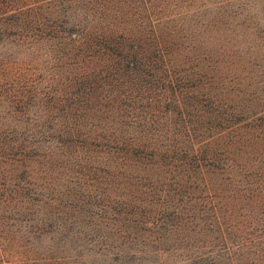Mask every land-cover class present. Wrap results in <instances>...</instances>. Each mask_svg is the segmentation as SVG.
<instances>
[{
	"label": "rangeland",
	"instance_id": "374dc122",
	"mask_svg": "<svg viewBox=\"0 0 264 264\" xmlns=\"http://www.w3.org/2000/svg\"><path fill=\"white\" fill-rule=\"evenodd\" d=\"M161 13L177 67L212 78L200 91L244 120L264 111V0H168ZM35 41L0 37V264H264V212L254 196L242 197L255 185L235 168L212 174L214 192L201 199L198 187L175 188L178 174L110 167L106 154L65 146L67 126L87 144L100 128L57 108L75 70L72 49ZM16 77L31 92L21 96ZM23 137L31 146L14 155L10 146Z\"/></svg>",
	"mask_w": 264,
	"mask_h": 264
},
{
	"label": "trees",
	"instance_id": "16d2710c",
	"mask_svg": "<svg viewBox=\"0 0 264 264\" xmlns=\"http://www.w3.org/2000/svg\"><path fill=\"white\" fill-rule=\"evenodd\" d=\"M67 1L0 0V37L53 39L72 49L68 64L75 70L65 77L67 94L57 108L63 118H92V126L100 129L87 144L83 131L67 126L66 136L60 137L63 144L106 154L105 164L110 167L178 174L181 181L172 182L170 175V185L205 190V196H197L201 199L214 192L212 174L236 169L255 185L245 187L249 191L242 197L254 196L264 212V111L244 120L236 106L200 91L211 77L192 66L177 67L171 42L160 31L161 20L168 16L161 10L168 0H74L75 7ZM76 10L83 20L76 18ZM17 88L21 96L31 92L27 83ZM250 129L258 130L254 139L247 136ZM27 142L28 137L15 141L10 146L13 154L25 155V147L31 146ZM238 158L245 164H236ZM198 175L200 180L192 181ZM213 208L218 217V209ZM224 247L230 249L228 243Z\"/></svg>",
	"mask_w": 264,
	"mask_h": 264
}]
</instances>
